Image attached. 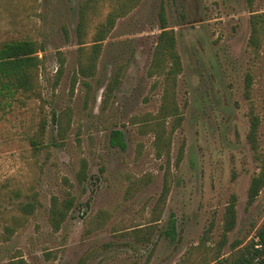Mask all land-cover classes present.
Returning a JSON list of instances; mask_svg holds the SVG:
<instances>
[{
  "label": "rangeland",
  "instance_id": "374dc122",
  "mask_svg": "<svg viewBox=\"0 0 264 264\" xmlns=\"http://www.w3.org/2000/svg\"><path fill=\"white\" fill-rule=\"evenodd\" d=\"M160 10L179 61L172 80L147 74ZM257 15L264 0H0V44L43 48L35 93L0 99V234L12 227L0 264H224L256 241L264 187L251 205L246 192L264 155V22L248 44ZM115 130L123 149L109 142ZM66 202L54 230L50 209Z\"/></svg>",
  "mask_w": 264,
  "mask_h": 264
},
{
  "label": "trees",
  "instance_id": "16d2710c",
  "mask_svg": "<svg viewBox=\"0 0 264 264\" xmlns=\"http://www.w3.org/2000/svg\"><path fill=\"white\" fill-rule=\"evenodd\" d=\"M129 1V0H124ZM126 5L123 4L124 7ZM83 8L79 9L78 12V22L76 24V34H77V44H80V38L82 36V26L84 24V13ZM112 13L106 16L105 23L99 26L91 40L90 50L92 51V56L86 65H78L77 74L81 77H89L93 71V63L95 60V55L98 53L100 42L103 40L104 33H107L111 28L112 24ZM162 10H160L159 17L161 19L160 32L158 33L155 41V45L152 51V56L149 64L147 74L151 76L153 72L158 71L160 74L165 76V79H171L178 72L179 61L178 57L174 51V39L171 31L165 30L164 23L162 21ZM264 19L260 16H253L250 19V37L248 40L249 46L252 48L256 47L257 43V33L262 27ZM106 28V29H105ZM264 32V28H263ZM43 48L41 44H38L29 39H12L4 41L0 44V99H11L16 94L23 95L28 98L35 93V78L36 70L40 66V59L37 57L38 52H42ZM165 61L169 63L166 67ZM248 78L245 84V89H248ZM116 84V77L108 83L106 90H110L112 85ZM257 120L255 117H249V132L247 134V140L250 143V148L254 150V132L256 130ZM174 128V125L172 126ZM109 142L113 146H118L123 149V143L120 140V132L112 131L110 135ZM258 163V172L250 179L247 192H246V204L251 205L258 195L261 188L264 187V155L260 158H255ZM83 167V163H82ZM84 177L83 172L77 174L78 180H82ZM167 187L165 184L162 185L161 196L165 195ZM162 198V197H161ZM235 200L233 197L229 200V203L225 209V214L223 218V233L230 231L233 228L235 220L234 212ZM70 205L69 202L64 203V211H59L51 207V224L56 230L60 222L64 219L65 212ZM21 213L26 214L29 212V206L23 205L20 209ZM15 222V221H13ZM12 231V227L3 226L2 234H0V240H5ZM171 230L165 232L167 236ZM254 238L256 241H251L250 243L244 245L240 249L236 250L231 254L232 256L225 260L224 264H259L264 260V219L262 223L257 227L254 232ZM13 264H23L21 261L15 262Z\"/></svg>",
  "mask_w": 264,
  "mask_h": 264
},
{
  "label": "water",
  "instance_id": "95a60500",
  "mask_svg": "<svg viewBox=\"0 0 264 264\" xmlns=\"http://www.w3.org/2000/svg\"><path fill=\"white\" fill-rule=\"evenodd\" d=\"M259 264H264V260H262Z\"/></svg>",
  "mask_w": 264,
  "mask_h": 264
}]
</instances>
